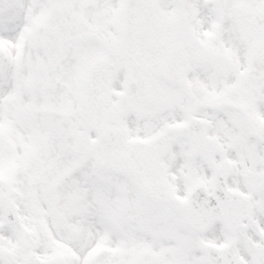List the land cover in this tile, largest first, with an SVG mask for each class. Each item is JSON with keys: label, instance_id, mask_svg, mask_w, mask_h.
I'll return each mask as SVG.
<instances>
[{"label": "snow or ice", "instance_id": "snow-or-ice-1", "mask_svg": "<svg viewBox=\"0 0 264 264\" xmlns=\"http://www.w3.org/2000/svg\"><path fill=\"white\" fill-rule=\"evenodd\" d=\"M0 264H264V0H0Z\"/></svg>", "mask_w": 264, "mask_h": 264}]
</instances>
